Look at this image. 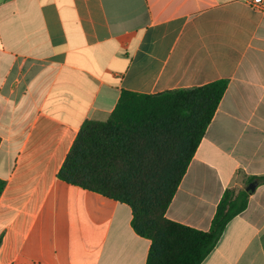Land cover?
Here are the masks:
<instances>
[{"label": "crops", "instance_id": "obj_1", "mask_svg": "<svg viewBox=\"0 0 264 264\" xmlns=\"http://www.w3.org/2000/svg\"><path fill=\"white\" fill-rule=\"evenodd\" d=\"M252 0H0V264H146L123 203L58 178L123 91L227 90L167 211L209 231L264 176V9ZM202 264H264V184Z\"/></svg>", "mask_w": 264, "mask_h": 264}, {"label": "trees", "instance_id": "obj_2", "mask_svg": "<svg viewBox=\"0 0 264 264\" xmlns=\"http://www.w3.org/2000/svg\"><path fill=\"white\" fill-rule=\"evenodd\" d=\"M227 87L219 80L156 95L123 91L106 121L83 125L58 173L69 185L131 208L134 231L151 241L146 264H202L248 207L246 190H227L209 231L166 216ZM254 181L264 184V176ZM5 187L0 180V197Z\"/></svg>", "mask_w": 264, "mask_h": 264}, {"label": "built area", "instance_id": "obj_3", "mask_svg": "<svg viewBox=\"0 0 264 264\" xmlns=\"http://www.w3.org/2000/svg\"><path fill=\"white\" fill-rule=\"evenodd\" d=\"M251 5L255 9L263 10L264 9V0H252Z\"/></svg>", "mask_w": 264, "mask_h": 264}, {"label": "water", "instance_id": "obj_4", "mask_svg": "<svg viewBox=\"0 0 264 264\" xmlns=\"http://www.w3.org/2000/svg\"><path fill=\"white\" fill-rule=\"evenodd\" d=\"M259 185V182L258 181H254L252 183L249 184L248 188L246 189V191L249 193V194H252L257 186Z\"/></svg>", "mask_w": 264, "mask_h": 264}]
</instances>
